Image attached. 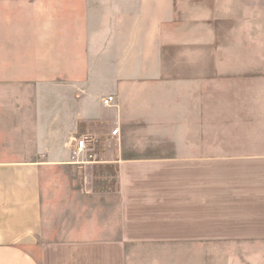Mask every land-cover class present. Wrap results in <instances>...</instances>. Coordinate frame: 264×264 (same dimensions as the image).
Returning a JSON list of instances; mask_svg holds the SVG:
<instances>
[{"label": "crops", "instance_id": "1", "mask_svg": "<svg viewBox=\"0 0 264 264\" xmlns=\"http://www.w3.org/2000/svg\"><path fill=\"white\" fill-rule=\"evenodd\" d=\"M18 1L0 0V264H259L264 11L121 0L51 21Z\"/></svg>", "mask_w": 264, "mask_h": 264}, {"label": "rangeland", "instance_id": "2", "mask_svg": "<svg viewBox=\"0 0 264 264\" xmlns=\"http://www.w3.org/2000/svg\"><path fill=\"white\" fill-rule=\"evenodd\" d=\"M232 3L235 5V7L237 5H240V7L242 8V12H244L245 10L251 8L253 9L254 6H256L258 12L260 11H264V0H231ZM121 4V0H22V1H18L16 4V9L17 11H26V10H41V9H48L47 11L48 16L50 18L51 21H57L59 16H62L63 18V11L66 12L65 17H67L69 15L70 19H73L72 17V11L69 8H73V7H88V6H104V5H120ZM227 5V9H230V7H234V5ZM61 8H68V10H62ZM10 11H15L14 8H12L11 6V2H0V12H10ZM26 13V12H25ZM260 14V13H259ZM64 17V18H65ZM19 18V23H25V22H32L34 24L38 22H41L42 20H45V16L42 15H33V16H28V20L25 17H18ZM260 18V16H259ZM258 18V19H259ZM264 18V16H263ZM47 19V17H46ZM248 19V18H247ZM22 20V21H21ZM261 28V27H260ZM260 34L259 36L261 37L260 41L261 42V56L264 55V25H262V28L260 29ZM248 34V33H247ZM245 34L244 36L247 38H249L250 34ZM247 35V36H246ZM53 54H52V58H53V62H52V70H53V74H54V81L56 84V80H58L56 77L60 74V71L62 69L67 70V68H69L68 65H66V63L59 58V44L57 42L56 46L53 47ZM22 66L25 67V71H27V67L28 64H22ZM71 68V66H70ZM48 70V68H47ZM37 71L38 72H43L44 71V61L40 62L38 61L37 63ZM257 247L261 248L262 250L264 249V242H255ZM250 244H246V243H240L238 245V247H236L235 249H248V248H252L249 247ZM224 247H226V244H210L209 245V251H210V257L211 258V262H216L217 257L216 254L219 252H222V250L224 249ZM233 248V246H231ZM179 249V248H178ZM226 249V248H225ZM233 250V251H237V250ZM220 261V260H219ZM257 262H259V264H264V257H258L257 258Z\"/></svg>", "mask_w": 264, "mask_h": 264}, {"label": "built area", "instance_id": "3", "mask_svg": "<svg viewBox=\"0 0 264 264\" xmlns=\"http://www.w3.org/2000/svg\"><path fill=\"white\" fill-rule=\"evenodd\" d=\"M115 99L113 96H108L106 99L103 100L102 103H104V106H112L114 105ZM112 135L118 136L119 135V129H114L112 131ZM89 143L88 139H80L76 141V151L78 153H83L85 149H87V144ZM94 156H90L89 159L93 160Z\"/></svg>", "mask_w": 264, "mask_h": 264}]
</instances>
